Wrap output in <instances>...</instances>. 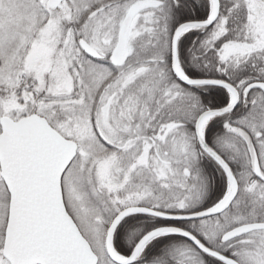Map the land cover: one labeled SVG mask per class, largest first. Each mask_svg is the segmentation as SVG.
Here are the masks:
<instances>
[{
	"label": "snow or ice",
	"instance_id": "obj_1",
	"mask_svg": "<svg viewBox=\"0 0 264 264\" xmlns=\"http://www.w3.org/2000/svg\"><path fill=\"white\" fill-rule=\"evenodd\" d=\"M0 264H264V0H0Z\"/></svg>",
	"mask_w": 264,
	"mask_h": 264
}]
</instances>
